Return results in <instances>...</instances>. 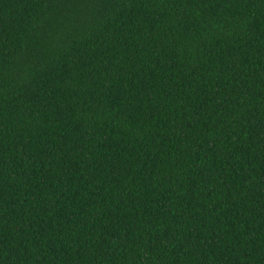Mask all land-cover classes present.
Listing matches in <instances>:
<instances>
[{
	"label": "trees",
	"instance_id": "trees-1",
	"mask_svg": "<svg viewBox=\"0 0 264 264\" xmlns=\"http://www.w3.org/2000/svg\"><path fill=\"white\" fill-rule=\"evenodd\" d=\"M0 264H264V0H0Z\"/></svg>",
	"mask_w": 264,
	"mask_h": 264
}]
</instances>
